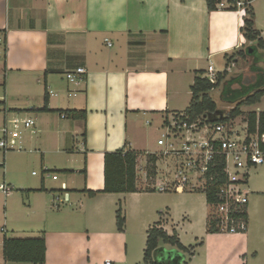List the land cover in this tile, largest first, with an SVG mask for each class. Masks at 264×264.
Masks as SVG:
<instances>
[{"label": "crops", "instance_id": "1", "mask_svg": "<svg viewBox=\"0 0 264 264\" xmlns=\"http://www.w3.org/2000/svg\"><path fill=\"white\" fill-rule=\"evenodd\" d=\"M245 14L210 11L207 0H0L4 86L7 89L13 78L24 91L27 86L42 91L40 106L28 109L40 114L33 119V129L26 130H32V137L52 132L53 153L67 158L56 166L65 175L54 200L37 201L27 219L12 220L8 210L4 213L0 264H34L6 261L7 238L45 239L43 264H98L92 259L95 252L105 258L101 264H145L148 231L154 226L170 237L176 234L187 249L197 247L189 264H245L253 242L250 230L208 234L206 195L175 192L165 210L157 212L148 202L157 191L140 190L148 186L141 169L149 156L162 150L158 141L164 117L189 109L192 87L196 79H204L210 65L216 73L230 72L242 57L228 58L256 44L241 32ZM255 29L264 40V5L257 6ZM79 68L87 71L84 83L76 86L65 80ZM45 107L48 112L41 111ZM28 110L13 111L28 116L22 113ZM65 111L85 112V118H63ZM252 112L264 111L259 107ZM123 148L139 155V192L101 193L105 154ZM45 191L44 186L35 190L41 196ZM120 206L126 218L123 232L117 227ZM130 220L136 222L134 228ZM166 251L178 256L164 262L157 255L163 264L187 259L176 248ZM85 253L90 257L80 260Z\"/></svg>", "mask_w": 264, "mask_h": 264}, {"label": "built area", "instance_id": "2", "mask_svg": "<svg viewBox=\"0 0 264 264\" xmlns=\"http://www.w3.org/2000/svg\"><path fill=\"white\" fill-rule=\"evenodd\" d=\"M245 3L242 0H216V7L218 10L237 8L245 11ZM86 75L87 71L79 68L67 73L66 78L80 86ZM204 79L217 82L218 73L212 65ZM51 95L54 94L51 92ZM63 118L67 116L64 114ZM9 123L14 130H19L21 126L25 129L35 126L33 119L14 118ZM162 128L165 134L158 141L162 150L154 155L155 175L149 177L148 162L145 169H141L146 179L153 181L152 188L157 192L208 193V189L215 187L217 203L211 208L219 221L220 233H246L249 227L250 172L264 166V149L260 138L249 132L248 123L244 120L220 121L204 116L192 119L187 112L166 115ZM3 133H9L8 127H4ZM7 146L6 139L0 141V150L7 151ZM220 166L222 171L219 172ZM0 191L6 196L13 192L11 187L5 185L0 186ZM67 196L64 201H68Z\"/></svg>", "mask_w": 264, "mask_h": 264}, {"label": "rangeland", "instance_id": "3", "mask_svg": "<svg viewBox=\"0 0 264 264\" xmlns=\"http://www.w3.org/2000/svg\"><path fill=\"white\" fill-rule=\"evenodd\" d=\"M242 1L245 2L247 0ZM247 3H249V0ZM252 5L255 13H257V6L261 7V5H264V0H260L258 3L256 0ZM253 45L255 44H250V47ZM255 66L256 68L258 66L259 70L263 72L264 50L262 49H257L256 51L253 50L252 53L248 52L247 55L240 60L237 66L232 67L231 71L228 72L227 81H231L234 78H239L242 81L245 80V84L242 82L234 86L235 88L239 87L237 93H243L247 90L245 85L248 82L255 81V74L250 72ZM243 77L244 79H242ZM259 77L262 79L261 73L259 74ZM64 78L68 81L65 76ZM5 82L6 77L3 69V58L0 57V141L5 139L2 130L4 128L5 120L7 119V127L9 129L7 137L10 142L7 144V147L12 149H7V151L0 150V186H9L13 190L10 196H6L0 191V222L7 210L9 217L12 220L21 217L27 219L31 217L32 211L37 205V201L39 202L41 199L49 200L50 197L51 201L54 200V194L56 193L54 190H56L55 188H59L61 180L65 175V173L59 171L60 169L56 166L57 164L59 165V161L67 160L65 155L53 153L52 145L54 136L52 135V132H44L37 137H35L36 135L32 137V130H26L22 126L19 130H14L13 125L9 123V121L14 118H19L20 120L26 117L34 120L37 119V116L40 113L29 111L28 109L40 106L39 104L43 99L42 91H29V86H27L24 91L20 88V83L13 78L9 79V85L6 89L4 86ZM224 87L225 86L223 85L210 92V97L216 102L218 110L227 116L233 111L235 105H229L222 102L221 94ZM56 100H61V95L59 98H56ZM259 107L260 110L264 111V98L261 100L260 104L243 106L242 111L245 113L257 111V108ZM15 109H26L28 111H23L22 113L29 115H15V112L13 111ZM243 120L244 117H238L239 122H243ZM15 141L16 145H14ZM40 144H42V147ZM141 164H145L144 161ZM54 176H56L59 181H54ZM142 176L144 177V174H142ZM139 181L141 182L140 176ZM147 182L148 186H145V184L144 186H141L140 190L148 191L153 189V186H151L153 181L148 179ZM43 186L47 190L44 194L46 196H41L40 193L35 192V190H38ZM248 188L251 192L248 205V230H250V234L253 237V242L251 250L245 258V264H264V166H258L252 169L249 176ZM155 193L154 196L148 198L150 199L148 202L157 208V212L165 210L166 206L169 205V202L172 199L171 197L176 194L174 191ZM210 212L212 214V209H210ZM129 223L130 228H134V226L137 225L136 222L132 220H130ZM164 247H166L165 249L167 250L171 248L168 245H165ZM184 255L187 258L185 261H189L190 256H188V254ZM88 256L90 257V254L86 255L85 253L80 260L86 261V257ZM92 259L98 264H101L105 258H100L95 252L92 255Z\"/></svg>", "mask_w": 264, "mask_h": 264}, {"label": "trees", "instance_id": "4", "mask_svg": "<svg viewBox=\"0 0 264 264\" xmlns=\"http://www.w3.org/2000/svg\"><path fill=\"white\" fill-rule=\"evenodd\" d=\"M254 0H248L245 3V18L244 26L241 29L247 42L256 43L251 46V48L256 51L257 49L264 50V40L261 38L260 33L255 29V11L251 2ZM208 8L210 11L218 10L216 7V0H207ZM228 11H238L237 8H232ZM4 45L7 48V40L4 39ZM248 50V51H247ZM249 52L247 48L244 52L233 55L228 58V62L237 58H244ZM250 53V52H249ZM240 56V57H239ZM252 69V68H251ZM252 74H255V81L248 82L245 86L247 90L243 93H237V89L234 86L239 83H244L245 80L232 79L227 81L228 72L218 73V80L216 83H211L207 79L198 78L192 87L193 99L187 112L192 119H197L199 117H209L210 120H226L235 119L238 117H244L245 122L248 123L249 132L251 134H256L262 143V148L264 149V112H250L243 113L241 108L243 106H252L261 102L264 98V70L261 72L258 66L250 70ZM261 73L262 79H260L259 74ZM244 79V77L242 78ZM223 88L221 94V100L225 104L235 105V108L227 117L225 114L218 110L216 102L210 97V92L220 88ZM245 88V87H244ZM45 105H48V95L45 96ZM42 112H48L47 107L41 110ZM68 118L70 115L75 118H85V112L78 113L77 111H65L62 112ZM139 155L131 150L123 148L116 152L105 154V187L101 193L104 194H131L138 193L137 188V160ZM156 162V157L149 156L148 158V173L149 177L155 175L154 164ZM219 172L222 171V166L219 167ZM150 192H153L149 190ZM94 196L96 193H90ZM207 196L208 204L210 209L208 218L207 232L208 234H220L219 221L214 216L213 204L217 203L216 199V188L211 187L208 189V193H204ZM126 225V218L124 217V212L122 206L117 211V227L120 232H123ZM168 245L176 248L180 252L188 254L190 256L189 261L184 259L181 261L182 264H189L191 258L197 247H191L189 249L185 248L179 241L177 235L170 237L164 230L160 229V226H154L148 231L147 248L145 251L144 263L145 264H163V261H158L160 256L166 252V249H161L163 246ZM162 251V252H161ZM173 253V258L178 256L176 251H171ZM4 256L6 261L9 262H31L34 264H43L46 258V243L43 238L35 239H13L7 238L4 244ZM184 258V257H183ZM165 262V261H164ZM172 262V261H170Z\"/></svg>", "mask_w": 264, "mask_h": 264}, {"label": "water", "instance_id": "5", "mask_svg": "<svg viewBox=\"0 0 264 264\" xmlns=\"http://www.w3.org/2000/svg\"><path fill=\"white\" fill-rule=\"evenodd\" d=\"M253 49L251 47H249V52L252 53ZM163 261L167 262V261H173L175 259V257L173 258V253L170 251H166L163 255H162Z\"/></svg>", "mask_w": 264, "mask_h": 264}]
</instances>
